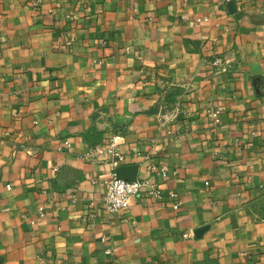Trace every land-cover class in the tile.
<instances>
[{
    "label": "crops",
    "instance_id": "obj_1",
    "mask_svg": "<svg viewBox=\"0 0 264 264\" xmlns=\"http://www.w3.org/2000/svg\"><path fill=\"white\" fill-rule=\"evenodd\" d=\"M227 1L0 0V264H264V0ZM117 132L160 195L111 213Z\"/></svg>",
    "mask_w": 264,
    "mask_h": 264
},
{
    "label": "built area",
    "instance_id": "obj_2",
    "mask_svg": "<svg viewBox=\"0 0 264 264\" xmlns=\"http://www.w3.org/2000/svg\"><path fill=\"white\" fill-rule=\"evenodd\" d=\"M211 63L218 69L224 70L227 65V60L222 55H216L211 60ZM213 116L216 121L219 120V111L215 110ZM124 135L120 132L115 133L108 141L104 143L95 144L86 155L90 157H97L99 159H107L112 168V175L104 182V191L102 195L103 204L106 209L111 213L118 211H127L131 205V199L137 196L143 187H147L148 191L153 196L160 195V190L156 187L152 177L149 174H137L136 179L130 180L119 178L116 176L115 168L124 164L126 158L122 152L120 145ZM67 146L71 143L69 140L65 141ZM110 154V156H107ZM148 168L156 170L157 165L148 164ZM164 171V168H160ZM171 195H176L172 192ZM181 202V200H179Z\"/></svg>",
    "mask_w": 264,
    "mask_h": 264
},
{
    "label": "water",
    "instance_id": "obj_3",
    "mask_svg": "<svg viewBox=\"0 0 264 264\" xmlns=\"http://www.w3.org/2000/svg\"><path fill=\"white\" fill-rule=\"evenodd\" d=\"M227 6L230 11H234L235 9V1L234 0H228ZM86 136L93 141L92 136L89 133H86ZM139 170V164L138 163H124L118 167L115 168L116 176L119 178H125V179H136L137 174ZM206 228H208V225H204L201 227L196 228V234L200 235Z\"/></svg>",
    "mask_w": 264,
    "mask_h": 264
},
{
    "label": "trees",
    "instance_id": "obj_4",
    "mask_svg": "<svg viewBox=\"0 0 264 264\" xmlns=\"http://www.w3.org/2000/svg\"><path fill=\"white\" fill-rule=\"evenodd\" d=\"M181 92H183V89L181 88L180 90H179V92H178V90L177 91H175V92H169V93H173V94H175V98H174V100H169L168 98H166L165 99V102L167 103V102H172V101H176L177 99V94L178 93H181Z\"/></svg>",
    "mask_w": 264,
    "mask_h": 264
}]
</instances>
